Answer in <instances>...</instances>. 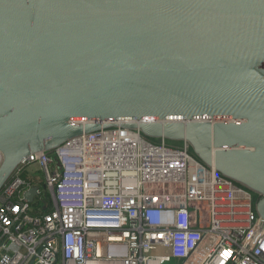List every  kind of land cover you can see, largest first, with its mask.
Wrapping results in <instances>:
<instances>
[{
	"label": "water",
	"instance_id": "95a60500",
	"mask_svg": "<svg viewBox=\"0 0 264 264\" xmlns=\"http://www.w3.org/2000/svg\"><path fill=\"white\" fill-rule=\"evenodd\" d=\"M119 119L190 141L264 216V0H0V190Z\"/></svg>",
	"mask_w": 264,
	"mask_h": 264
},
{
	"label": "built area",
	"instance_id": "2783aa9c",
	"mask_svg": "<svg viewBox=\"0 0 264 264\" xmlns=\"http://www.w3.org/2000/svg\"><path fill=\"white\" fill-rule=\"evenodd\" d=\"M124 122L22 159L0 190V264H264L263 195Z\"/></svg>",
	"mask_w": 264,
	"mask_h": 264
},
{
	"label": "rangeland",
	"instance_id": "374dc122",
	"mask_svg": "<svg viewBox=\"0 0 264 264\" xmlns=\"http://www.w3.org/2000/svg\"><path fill=\"white\" fill-rule=\"evenodd\" d=\"M168 142H169L170 144H174V145H178V144L181 143L180 141H177V140H171V139H168Z\"/></svg>",
	"mask_w": 264,
	"mask_h": 264
},
{
	"label": "trees",
	"instance_id": "16d2710c",
	"mask_svg": "<svg viewBox=\"0 0 264 264\" xmlns=\"http://www.w3.org/2000/svg\"><path fill=\"white\" fill-rule=\"evenodd\" d=\"M152 140H154V141H157V139L156 138H151ZM49 209V208H48Z\"/></svg>",
	"mask_w": 264,
	"mask_h": 264
}]
</instances>
